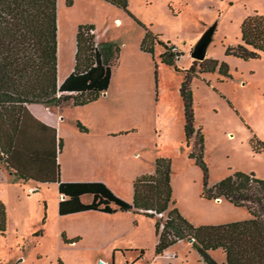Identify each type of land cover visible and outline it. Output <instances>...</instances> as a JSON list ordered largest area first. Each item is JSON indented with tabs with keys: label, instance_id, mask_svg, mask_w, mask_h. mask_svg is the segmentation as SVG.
Listing matches in <instances>:
<instances>
[{
	"label": "rangeland",
	"instance_id": "374dc122",
	"mask_svg": "<svg viewBox=\"0 0 264 264\" xmlns=\"http://www.w3.org/2000/svg\"><path fill=\"white\" fill-rule=\"evenodd\" d=\"M129 11L131 16L102 0H58L59 80L74 68L80 25H94L99 41H109L120 48L108 95L103 94L89 106H67L60 112L63 120L59 132L64 142L61 162L65 167L73 161L75 167L84 165L83 156L73 151V144L80 145L89 132L112 133L116 136L110 149L112 162L101 163L100 167H113V171L102 174L108 175L110 189L119 198L130 203L132 176L154 172L155 160L168 158L172 163L173 199L191 223L222 225L249 219L245 207L202 196L203 172L191 158L199 136L194 135L189 143L185 138L180 95L185 74L178 70H187L194 64L195 72L199 71L201 62L192 57V51L202 36L215 27L206 59L225 62L230 77L216 71L199 74L191 83L194 126L203 139L209 185L239 171L264 179V54L248 61L227 55L229 47L241 43L243 21L256 14L264 16V0H129ZM117 17L122 20L119 25ZM146 28L168 47L176 46L180 51L178 70L162 63L164 46L157 45L154 55L141 50ZM41 106L53 111L64 107ZM79 123L85 131L78 127ZM11 182L5 191L0 190L4 200L0 201L7 207L6 232L0 233V264L67 263L70 254L67 256L61 247L58 233V186L45 185L36 191L30 189V183ZM90 198L87 196L86 201ZM151 225L152 220L146 218L139 229L146 232ZM41 229L45 237L32 248L36 238L32 232ZM143 249L144 260L140 258L141 251L132 250L124 255L117 253L116 264L203 262L188 240L179 241L163 255H155L152 243H146ZM169 254L175 257L168 258ZM214 257L225 258L221 250L214 252ZM22 258L24 262L17 263Z\"/></svg>",
	"mask_w": 264,
	"mask_h": 264
},
{
	"label": "trees",
	"instance_id": "16d2710c",
	"mask_svg": "<svg viewBox=\"0 0 264 264\" xmlns=\"http://www.w3.org/2000/svg\"><path fill=\"white\" fill-rule=\"evenodd\" d=\"M104 1L131 16L129 0ZM94 30L91 24L78 27L74 70L59 85L58 0H0V165L14 170L15 176L20 179L58 183L59 194L65 196L59 203L60 216L89 211L105 214L133 212L155 219L159 238L157 255H162L179 241L188 240L206 264H221L211 256V251L216 250H222L226 256L222 264H264V179L254 173L239 171L210 186L209 169L203 161V139L194 126L193 78L216 71L230 77L229 66L216 59H205L198 72H195L194 64L180 71L177 62L181 53H174L173 46L168 47L148 28L141 50L154 55L157 45L164 46L165 51L160 55L162 63L174 66L185 74L180 87L185 138L189 143L194 135L199 136L191 158L203 172L202 196L208 200L224 199L236 207H245L250 218L222 225L197 226L191 223L173 199L172 163L168 158H158L153 173L135 179L132 203L119 198L102 182H61L57 153L62 147V139L57 142L53 156L56 168L54 181L26 173L19 167V157L25 151L23 140L29 130L31 105L57 108L86 106L109 90L120 48L109 41L96 44ZM263 54L264 16L256 14L243 21L241 43L229 47L227 55L248 61L261 58ZM78 127L85 131L80 123ZM37 138L38 149L31 153V158L35 160L34 157L38 156L43 161L48 152L47 140L41 131ZM40 166H45V162ZM0 182H6L1 172ZM85 196L91 197L90 203L82 201ZM161 214L166 217L158 218ZM6 228V206L0 202L2 235H5Z\"/></svg>",
	"mask_w": 264,
	"mask_h": 264
},
{
	"label": "crops",
	"instance_id": "0c3cea01",
	"mask_svg": "<svg viewBox=\"0 0 264 264\" xmlns=\"http://www.w3.org/2000/svg\"><path fill=\"white\" fill-rule=\"evenodd\" d=\"M115 21L117 24L122 22V20L118 17L115 19ZM73 70L74 68H72L61 80H59L58 77L59 85L65 81V79L73 72ZM108 93L109 90L104 93L105 96H107ZM66 107L67 106L54 111L46 109L41 105H31L29 107L31 112V117L28 119L30 123L27 125L29 126V130L27 132V137L23 140L26 149L24 148V154L20 155L18 160V165L24 172L41 176L43 179L48 181H54L56 168L53 161V156H55L57 142L59 139H62L60 137L59 127L63 118L60 112H62ZM82 107L85 106L74 108ZM39 131L42 132V135L45 136L47 140L46 143L48 152L45 156L46 159L43 161H40L38 156L34 157L35 160L31 158V153L36 152L38 149L36 145L38 144L37 137L39 135ZM83 133H88V131ZM115 137L116 136H114L112 133H108L106 135H92V133L89 132L86 137H83L86 139H81L80 145L73 144V151L79 152L84 158L85 164L80 165V167H75L76 163L74 161L70 163L74 164L73 167H69L70 164H66V167L63 165L60 160V156L64 147V142L62 140V147L57 153V163L60 166L61 182H102L108 188H111L108 175H103L102 172L113 171V167L100 166L101 163L112 162V151L110 149L113 146V142L116 141ZM105 152L107 153L104 154ZM44 162L45 166H40V163ZM0 172L3 173L4 177L6 178V182H0L1 191H5L7 184L13 183L11 181L14 180H18L21 183H30V189H36V191L40 190L41 186L45 185H57L59 187V184L55 182H39L33 179L24 180L17 178L14 174V170H8L2 165H0ZM40 172L41 174H39ZM132 177L134 183L135 179L139 176L133 175ZM11 178H14V180ZM86 198L87 196L82 197V201L86 204L90 203L92 199L90 198V201H86ZM64 199L65 198L59 194L58 207L60 201ZM0 200L4 201L2 198H0ZM128 201L132 203L133 198ZM216 201L223 203L225 200L220 199ZM58 218L60 222L58 233L63 240L60 241L61 247L64 249V251H66V253H68L67 256L70 254L69 257H67V263L63 261V264H99L100 261H103L104 264H116L117 253H122L124 255L125 253L132 250L142 251L144 250L143 248L145 247L146 243H152L155 255L158 256L156 254V245L158 244L159 238L156 234V220L153 218L133 212H116L114 214H105L95 211L82 212L66 216L59 215ZM146 218L152 220V225L150 229L148 228V230L144 232L143 230H140L139 227ZM32 233V235H35L34 237H36L34 243L32 244L33 248L36 245H40L42 239L45 237V234L43 229L33 230ZM30 243H32V241ZM216 251H211V256L218 263H225V254L223 253L225 256L224 260H218L214 257V252ZM140 258L144 260L145 253L140 254ZM22 261L24 262L23 258L17 263ZM155 264L160 263L155 261ZM202 264L206 263L203 261Z\"/></svg>",
	"mask_w": 264,
	"mask_h": 264
},
{
	"label": "water",
	"instance_id": "95a60500",
	"mask_svg": "<svg viewBox=\"0 0 264 264\" xmlns=\"http://www.w3.org/2000/svg\"><path fill=\"white\" fill-rule=\"evenodd\" d=\"M214 30H215V27L210 28L202 36V38L198 41V43L194 47L191 55L196 61L203 62L206 59L207 50H208V47L212 41V36L214 34ZM63 198H65V196H63ZM218 200H220V199H218ZM99 264H104V262L100 261Z\"/></svg>",
	"mask_w": 264,
	"mask_h": 264
},
{
	"label": "built area",
	"instance_id": "2783aa9c",
	"mask_svg": "<svg viewBox=\"0 0 264 264\" xmlns=\"http://www.w3.org/2000/svg\"><path fill=\"white\" fill-rule=\"evenodd\" d=\"M92 33L96 35L95 30L92 31ZM98 42H99V39H98V37H97V35H96V44H97ZM172 50H173L174 53H176V54H180V51L176 48V46H173ZM180 57H181V56H179L178 58L180 59ZM159 216H160V217H163L164 215L161 214V215H159ZM162 227H163V226H162ZM162 255H163V254H162ZM167 257H168V258H174L175 255L169 254V255H167ZM127 264H130V263H127Z\"/></svg>",
	"mask_w": 264,
	"mask_h": 264
},
{
	"label": "bare ground",
	"instance_id": "6f19581e",
	"mask_svg": "<svg viewBox=\"0 0 264 264\" xmlns=\"http://www.w3.org/2000/svg\"><path fill=\"white\" fill-rule=\"evenodd\" d=\"M121 24V23H118V25Z\"/></svg>",
	"mask_w": 264,
	"mask_h": 264
}]
</instances>
